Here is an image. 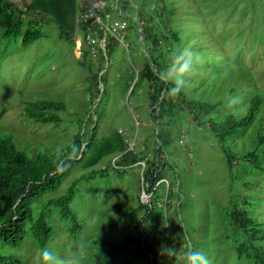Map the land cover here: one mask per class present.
Masks as SVG:
<instances>
[{
  "label": "rangeland",
  "instance_id": "obj_1",
  "mask_svg": "<svg viewBox=\"0 0 264 264\" xmlns=\"http://www.w3.org/2000/svg\"><path fill=\"white\" fill-rule=\"evenodd\" d=\"M8 1L15 5L19 16L33 0ZM152 3L143 22L136 6L134 10L131 4L133 16L126 12L130 16L126 40L129 52L123 45L114 44L95 61L77 50L81 35L77 14L73 43L61 38L50 19L34 14L31 16L38 22L35 28L41 37L28 46H24L22 36L5 38L0 28V133L11 135L21 150L33 156L49 150L65 154L81 128L86 145L95 128L97 147L102 141H116L118 132L128 151L139 156L136 164L128 166L119 164L120 155L105 158L92 170L79 163L55 192L33 202L37 218L46 201L65 195L76 180L80 181L71 203L82 225L76 237L58 208L50 206L46 210L53 229L46 248L58 258L96 264L95 239L104 237L120 243L133 235L159 244V264H192V253L200 254L198 264H254L252 259L238 257L237 247L246 237L232 224L230 211L233 203L246 209L264 229V145H258V137L264 136V0ZM132 18L137 34L130 23ZM22 19L26 29L29 17L24 14ZM138 23L142 41L138 40ZM155 31H161L160 39L169 40L162 45L165 72L179 51L194 53L192 70L184 74L180 87L191 100L221 104L209 119L219 124L229 115L246 118L253 102L260 99L256 120L223 144L208 126H199L181 106L172 119L156 122L151 115V86L146 80L138 81L146 61L151 60L145 47L146 34ZM167 81L175 83V77ZM36 100L67 106L58 114L62 123L42 125L26 118L25 104ZM165 131L170 145L159 139ZM157 145L168 166L152 192L151 203L144 204L141 197L148 192L143 172L147 162L155 161ZM251 152L258 155L259 166L242 159ZM228 156L234 163L232 169ZM113 205L138 211L118 223ZM141 205L153 215L150 217ZM259 244L264 247V242ZM168 249L175 254L170 255ZM1 250L19 257L23 264H46L30 230L20 249ZM137 250L138 245L119 254L113 264L152 262V258L137 257Z\"/></svg>",
  "mask_w": 264,
  "mask_h": 264
},
{
  "label": "trees",
  "instance_id": "obj_2",
  "mask_svg": "<svg viewBox=\"0 0 264 264\" xmlns=\"http://www.w3.org/2000/svg\"><path fill=\"white\" fill-rule=\"evenodd\" d=\"M132 1L137 7L139 20L143 22L150 14L152 0ZM14 8L15 5L11 1L0 0V28L3 30L5 38L22 36L24 46L38 40L41 33L35 28L38 22L32 18L31 14L50 19L58 27L61 38L65 40L73 43L77 37V0H33L24 6L25 13L20 11L19 16L16 15ZM125 9L132 16L134 15V10L127 1ZM24 14L29 17L26 29L25 21L22 19ZM159 17L162 19L161 16ZM130 23L134 26V33L137 34L134 19L133 23L132 20ZM164 31L167 32L168 29L165 28ZM160 33L161 31H155L146 34L145 47L151 60L150 62L146 61L138 80H146L151 86V115L156 122L172 119L176 114V109L181 106L199 126H208L218 141L223 144L224 140L233 137L239 130L246 128L256 120V113L261 105L260 99L253 102L246 118L239 119L229 115L222 123L218 124L209 118L221 104L191 100L183 93L181 87L179 91L172 92L171 89L176 87V84L161 78L165 73L161 62L164 57L162 45L167 44L169 40L167 37L160 39ZM172 36L178 41L176 35ZM97 80L98 78L95 76L96 83ZM66 110L67 106L63 103L36 100L25 104L23 115L36 124L59 126L62 119L58 114ZM81 131L82 128L74 137L72 146L65 154L49 150L33 156L21 150L11 135L0 133V247L2 249H20L29 230L40 250L45 249L53 237V229L46 215V210L50 206H55L60 210L62 218L71 224L72 236H77L82 225L74 214L71 203L76 196L79 180L72 184L65 195L46 201L37 218L34 217L33 209V202L39 201L48 192H55L60 187L65 175L75 165L84 163L85 169L92 170L105 158L112 155H120L118 161L122 166L134 165L139 161L138 154L128 151L126 141L118 132L115 134L116 141L110 144L102 141L101 146L97 147L94 141L95 128H92L90 140L86 145ZM165 133L164 137L160 135L159 139L165 145H170L169 133L168 131ZM258 145H264V136L258 137ZM158 149L155 161L147 162L143 172L144 184L149 192L154 191L168 166L163 150L160 147ZM227 158L230 169H232L234 163L231 157ZM257 158L256 152H251L242 159L258 165ZM93 173L91 171V175ZM141 208L145 207L141 205ZM112 209L118 217V223L138 211L133 208L125 210L120 205H113ZM145 210L150 217L153 215V211H150L148 207ZM230 220L236 229L246 237V241L237 247L239 259L247 257L252 259L254 264H264V247L259 244L264 242V229H261V226L250 217V213L246 209H241L234 203L231 206ZM93 245L96 247L94 255L96 264H113L119 254L130 251L136 245H138V250L135 252L137 257L152 258V262L149 264H159L157 260L159 244L143 240V236L130 235L120 243L98 237L93 241ZM1 248L0 264H23L19 257L3 254Z\"/></svg>",
  "mask_w": 264,
  "mask_h": 264
},
{
  "label": "built area",
  "instance_id": "obj_3",
  "mask_svg": "<svg viewBox=\"0 0 264 264\" xmlns=\"http://www.w3.org/2000/svg\"><path fill=\"white\" fill-rule=\"evenodd\" d=\"M126 1L132 4V0H79L80 11L77 13L81 46L76 44L77 50L83 55H88L92 60H98L106 55L110 46L121 44L129 52L128 33L130 26L126 12ZM134 10L135 6L132 4ZM131 6V7H132ZM141 25L138 23V40L142 41ZM147 191V190H146ZM143 193L142 202L150 204L153 193Z\"/></svg>",
  "mask_w": 264,
  "mask_h": 264
},
{
  "label": "clouds",
  "instance_id": "obj_4",
  "mask_svg": "<svg viewBox=\"0 0 264 264\" xmlns=\"http://www.w3.org/2000/svg\"><path fill=\"white\" fill-rule=\"evenodd\" d=\"M194 53L188 49L179 51L174 55V60L170 68L162 75V79L167 80L171 77H175L176 87L172 88V92L179 91L180 86L184 84V74L189 73L192 70ZM170 255H174L172 249H168ZM40 258L46 262V264H76L74 260H65L58 258L54 252L48 248L42 249L39 253ZM192 264H197L201 259L199 253H192L190 255Z\"/></svg>",
  "mask_w": 264,
  "mask_h": 264
},
{
  "label": "bare ground",
  "instance_id": "obj_5",
  "mask_svg": "<svg viewBox=\"0 0 264 264\" xmlns=\"http://www.w3.org/2000/svg\"><path fill=\"white\" fill-rule=\"evenodd\" d=\"M77 45L78 46H81V40L78 41Z\"/></svg>",
  "mask_w": 264,
  "mask_h": 264
},
{
  "label": "water",
  "instance_id": "obj_6",
  "mask_svg": "<svg viewBox=\"0 0 264 264\" xmlns=\"http://www.w3.org/2000/svg\"><path fill=\"white\" fill-rule=\"evenodd\" d=\"M132 4L135 6V3L134 2H132Z\"/></svg>",
  "mask_w": 264,
  "mask_h": 264
},
{
  "label": "crops",
  "instance_id": "obj_7",
  "mask_svg": "<svg viewBox=\"0 0 264 264\" xmlns=\"http://www.w3.org/2000/svg\"><path fill=\"white\" fill-rule=\"evenodd\" d=\"M77 1H78V4H79V0H77ZM27 4H28V3H27ZM27 4H26V5H27Z\"/></svg>",
  "mask_w": 264,
  "mask_h": 264
}]
</instances>
